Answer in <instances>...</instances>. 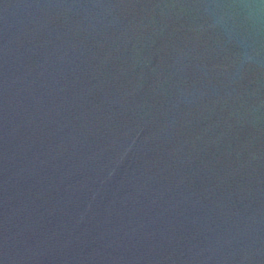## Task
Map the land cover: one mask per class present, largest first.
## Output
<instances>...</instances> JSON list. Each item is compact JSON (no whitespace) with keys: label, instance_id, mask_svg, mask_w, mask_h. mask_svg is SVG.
Returning a JSON list of instances; mask_svg holds the SVG:
<instances>
[{"label":"water","instance_id":"1","mask_svg":"<svg viewBox=\"0 0 264 264\" xmlns=\"http://www.w3.org/2000/svg\"><path fill=\"white\" fill-rule=\"evenodd\" d=\"M0 264H264V0H0Z\"/></svg>","mask_w":264,"mask_h":264}]
</instances>
